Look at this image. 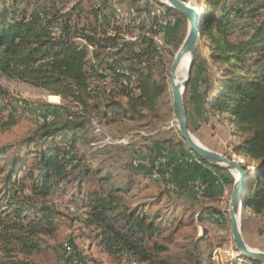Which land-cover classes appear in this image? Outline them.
Wrapping results in <instances>:
<instances>
[{"label":"trees","instance_id":"trees-1","mask_svg":"<svg viewBox=\"0 0 264 264\" xmlns=\"http://www.w3.org/2000/svg\"><path fill=\"white\" fill-rule=\"evenodd\" d=\"M28 1L0 0V74L59 95L80 106L82 112L65 109L67 118L45 121L33 135L0 149V252L12 257L17 252L28 254L42 249V236L54 235L61 215L49 198L57 193L66 195L67 185L77 182L80 196H74L73 201L82 203L83 222L97 231L108 254L115 258L133 256L141 263L154 264L149 244L157 251L162 249L154 242L163 234L158 216L133 206L130 190L115 183L111 170L95 166L96 152L83 147L91 143L87 136L89 115L93 113L134 121L144 118L146 111L157 113L159 101L168 90L167 84L153 74L158 64L157 47L145 35L138 42L108 35L105 30L100 32L99 16L107 6L105 0L90 11L81 2L65 11L58 8L56 1L34 8ZM200 8L204 11L201 39L210 49L209 58L202 57L206 67H200V71L203 74L214 67L201 76L206 84L204 102L211 112L227 115L234 134L242 138L234 151L253 161L256 168L247 182L244 210L264 216V18H259L264 4L244 10L230 8L225 0H206ZM84 18L86 21L81 23ZM171 26H166L169 34L174 32ZM80 38L96 46L92 58ZM200 58L196 53L192 73L200 66ZM109 74H115L116 87L107 92L102 81ZM132 75L136 76L134 80ZM116 96L125 99V104ZM185 99L184 96L187 108ZM15 123L12 116L3 125ZM186 148L183 139L171 138L152 146V152L159 150L158 155L168 156L166 163L156 165L158 178L166 177L170 168L171 178L167 181H177L184 172L200 170L203 195L215 198L220 185L207 170L198 169L194 164L197 158L215 168L225 185H233L234 177L229 171L212 166ZM182 160L186 162L180 163ZM153 167L154 163L145 168L150 176L154 175ZM208 187L213 189L211 194ZM189 188L182 184L176 191ZM201 217L206 225L220 227L226 219L214 208L202 212ZM7 261L0 264L13 260ZM198 263L213 264L207 258Z\"/></svg>","mask_w":264,"mask_h":264},{"label":"rangeland","instance_id":"rangeland-1","mask_svg":"<svg viewBox=\"0 0 264 264\" xmlns=\"http://www.w3.org/2000/svg\"><path fill=\"white\" fill-rule=\"evenodd\" d=\"M53 1H56L58 8L65 11L70 10L77 2H81L84 9L90 11L94 6H101L103 0H29L28 2L29 6L34 8L37 5L51 4ZM105 1L108 3L103 8L102 14L106 16L107 21H100L99 31L105 30L106 34L121 36L126 41L140 42L144 35L150 36L158 50L155 58L158 64L153 68V74L158 81L167 84L168 90L159 101L157 113L146 111L144 118L137 121L118 117L105 118L99 113L89 115L87 139L91 143L83 147V150L96 152L93 159L95 166L101 165L102 169L111 170L115 183L130 190L133 206L139 205L141 209L158 216L157 221L163 228V234L156 237L154 242L162 249L157 251L152 247V243L149 244L154 264H199L198 261L205 258L213 264H255L252 260L239 255L232 239L228 210L234 183L227 186L222 178H219L217 184L220 185V190L214 198L199 192L198 186L203 178L200 170L196 173L193 170L184 172L180 175V180H177L179 183L175 179L170 182L166 180L168 174L171 178V168L167 171L166 177L162 178L150 176L145 172V168L151 167L153 163V172H157L155 164L159 166L160 163H166L168 160V156L165 157V161L161 160L164 156L158 155L159 150L152 152L151 148L155 143L169 138L173 141L182 140L174 116L169 76L176 53L187 35V19L172 9L168 10L170 7L160 0ZM184 1L199 9H201L200 5L206 2V0ZM225 1L230 8L237 7L244 10L264 4V0ZM118 8L122 10L123 16L116 19ZM129 9H131L129 13L131 27L126 25L129 19L126 13ZM132 10L138 13L147 11L146 14L150 19L146 18L147 21L138 24L132 23L135 17ZM260 12L262 14L259 18L262 19L264 8ZM164 16L175 20L170 27L174 30L172 34H169V31L165 32L164 28L158 29V24L155 25L157 19ZM88 20L92 21L90 17ZM85 21L84 18L81 23ZM79 41L87 46L92 58L96 46L88 43L84 38H80ZM196 53L201 56L198 62L200 66H196L191 73V79L187 84L188 90L186 91L185 88L184 92L190 131L202 144L241 161L254 172L255 163L234 151L237 144L242 142V138L234 134L228 116L211 112L204 102L206 84L201 76L213 71L214 68L210 66V69L205 70L203 74L200 71V67H206L202 57L210 56V49H207L204 39L199 41ZM210 64L211 62L208 65ZM102 85L106 90L109 87ZM115 99H120L123 104L126 102L119 96ZM65 109L82 112L80 106L68 103L59 95L50 94L42 88L0 74V149L9 148L33 135L45 121L59 122L67 118ZM12 116L16 123L10 127L4 126L3 122L10 120ZM139 161H141L139 165L142 164L143 167L136 166ZM182 162L186 161L182 160L180 163ZM187 164L188 161L182 170H185ZM169 183L174 184L176 189L170 188ZM179 184L190 185V188L182 192L176 191L180 188ZM67 187L66 195L57 193L49 198V202L56 206L61 215L57 218L58 227L54 235L42 236V249L28 254L17 252L12 257L0 252V262H8L7 260L11 259L13 261H9L12 262L10 264H145L133 256L115 258L108 254L97 231L83 222L85 209L82 203L73 201L74 196H80L78 183L74 182ZM211 192L213 189L208 187V194ZM213 208L223 212L226 217L221 227L215 224L206 225L202 220V212ZM240 226L246 243L251 248L264 251V216L243 209Z\"/></svg>","mask_w":264,"mask_h":264},{"label":"water","instance_id":"water-1","mask_svg":"<svg viewBox=\"0 0 264 264\" xmlns=\"http://www.w3.org/2000/svg\"><path fill=\"white\" fill-rule=\"evenodd\" d=\"M160 1L170 8L182 13L188 21L187 35L176 53L175 59L170 67L169 76L173 111L180 135L184 140L187 149L202 157L212 166L223 168L234 176L235 182L228 210L233 242L239 255H242L250 260L264 263V251L251 248L246 243L240 226V219L242 217V211L245 207L247 192L249 189L247 180H249L251 172L253 171L248 169L241 161L228 157L202 144L193 136L188 124L184 92L191 79L194 57L196 55L199 41L202 38L200 26L204 16V11L196 8L191 3L184 0ZM187 55L190 59L187 76L184 80L178 81L175 76L177 67L181 63L182 59Z\"/></svg>","mask_w":264,"mask_h":264},{"label":"built area","instance_id":"built-area-1","mask_svg":"<svg viewBox=\"0 0 264 264\" xmlns=\"http://www.w3.org/2000/svg\"><path fill=\"white\" fill-rule=\"evenodd\" d=\"M134 10H132V13H134V15H135V17L133 18V21H132V23H140V22H143V21H147L146 20V18L147 19H150L149 18V15L148 14H146V12L147 11H144V12H142V13H138V12H136V11H134ZM129 13H131V9H129L128 10V12L126 13L127 15H128V17H129ZM123 16V12H122V10H120L119 8L117 9V12H116V14H115V18L116 19H119L120 17H122ZM103 18H104V16H103V14H101L100 16H99V21H102L103 20ZM175 23V20H173V19H169L167 16H164L163 18H158L157 19V22H156V24L155 25H157L158 24V29H160V30H162V28H164V30H165V32H166V26L167 25H172V24H174ZM126 25L128 26V27H131V15H130V17H129V19H128V22L126 23ZM146 36V35H145ZM147 37H150V36H147ZM151 38V37H150ZM152 39V38H151ZM109 61L110 62H113V58H111V59H109ZM117 71H120V68H118L117 69ZM126 74H129L130 73V71H128L127 69H126ZM114 75L115 74H109V75H106L103 79V81H102V84H104V85H109V87H108V91H111L112 89H114L115 87H116V84H115V82H116V80H115V77H114ZM136 78V76H134V75H132V79L134 80ZM107 83V84H106ZM48 119H51V118H48ZM165 157L164 158H162L161 160L162 161H165ZM197 159V158H196ZM200 161V160H199ZM141 163V161H139L138 163H136V165H138V164H140ZM155 165H157V164H155ZM168 174V173H167ZM154 175L155 176H157V175H159V173L158 172H154ZM170 177V175L168 174V176H167V178H169ZM171 180H169V182H170ZM171 184V185H170ZM169 187L170 188H174L175 187V185L174 184H172V183H169ZM174 189H176V188H174ZM198 190H199V192L201 193V194H204L203 192L205 191V186H204V184H200L199 186H198Z\"/></svg>","mask_w":264,"mask_h":264},{"label":"bare ground","instance_id":"bare-ground-1","mask_svg":"<svg viewBox=\"0 0 264 264\" xmlns=\"http://www.w3.org/2000/svg\"><path fill=\"white\" fill-rule=\"evenodd\" d=\"M189 60H190L189 56L187 55L182 59L181 63L178 65L177 70H176V74H175L176 79L178 81H182L186 78L188 67H189V62H190ZM247 182H248V180H247Z\"/></svg>","mask_w":264,"mask_h":264},{"label":"crops","instance_id":"crops-1","mask_svg":"<svg viewBox=\"0 0 264 264\" xmlns=\"http://www.w3.org/2000/svg\"><path fill=\"white\" fill-rule=\"evenodd\" d=\"M171 157L173 158V156ZM194 164L200 169L207 170L210 173V176L213 178V180H215L216 183H219L218 181H220L219 178L221 179V175L218 176L220 173L215 168L202 163L196 158H194Z\"/></svg>","mask_w":264,"mask_h":264}]
</instances>
